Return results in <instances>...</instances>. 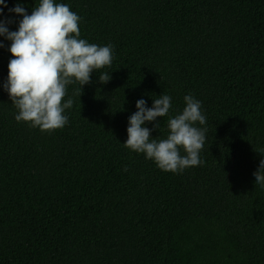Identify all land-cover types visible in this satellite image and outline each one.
Wrapping results in <instances>:
<instances>
[{"label": "trees", "instance_id": "16d2710c", "mask_svg": "<svg viewBox=\"0 0 264 264\" xmlns=\"http://www.w3.org/2000/svg\"><path fill=\"white\" fill-rule=\"evenodd\" d=\"M16 31L39 0H4ZM110 66L67 86L61 129L17 122L0 37V264H264V0H55ZM101 73L110 81L101 84ZM171 96L143 127L166 138L192 94L207 118L204 163L163 172L124 147L128 119ZM199 126V125H198ZM127 168V171H125Z\"/></svg>", "mask_w": 264, "mask_h": 264}, {"label": "clouds", "instance_id": "9594fccd", "mask_svg": "<svg viewBox=\"0 0 264 264\" xmlns=\"http://www.w3.org/2000/svg\"><path fill=\"white\" fill-rule=\"evenodd\" d=\"M4 7L7 5L0 0V13ZM9 12L22 17L16 31L8 30L11 20L0 19V37L11 42L8 52L12 59L8 62L3 89L17 110L14 118L43 132L61 129L68 123L65 110L73 106L71 98L64 102L67 86L78 82L81 95L80 89L90 83L91 74L111 65L113 46L101 47L80 39V17L67 4L55 0H39L31 15L19 4ZM110 79V74L101 73L98 82L105 84ZM171 99L162 94L153 99L150 108L144 99L138 100L137 111L128 119L127 140L123 145L144 154L163 172L175 174L204 163L200 152L207 129L200 126L207 123V118L201 111V102L188 94L182 111L169 116L166 138H151L159 123H154L152 129L143 125L167 116ZM252 175L255 184L264 186V159Z\"/></svg>", "mask_w": 264, "mask_h": 264}]
</instances>
